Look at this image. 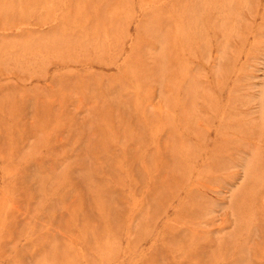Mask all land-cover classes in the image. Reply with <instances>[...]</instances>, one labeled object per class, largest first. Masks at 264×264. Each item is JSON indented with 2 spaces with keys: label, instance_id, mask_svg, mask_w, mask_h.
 <instances>
[{
  "label": "rangeland",
  "instance_id": "374dc122",
  "mask_svg": "<svg viewBox=\"0 0 264 264\" xmlns=\"http://www.w3.org/2000/svg\"><path fill=\"white\" fill-rule=\"evenodd\" d=\"M0 264H264V0H0Z\"/></svg>",
  "mask_w": 264,
  "mask_h": 264
},
{
  "label": "bare ground",
  "instance_id": "6f19581e",
  "mask_svg": "<svg viewBox=\"0 0 264 264\" xmlns=\"http://www.w3.org/2000/svg\"><path fill=\"white\" fill-rule=\"evenodd\" d=\"M57 253V252H56ZM59 253H60V251H59Z\"/></svg>",
  "mask_w": 264,
  "mask_h": 264
}]
</instances>
